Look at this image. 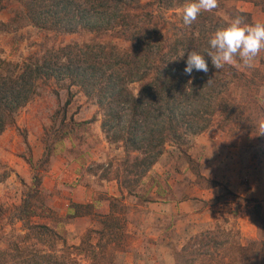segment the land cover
<instances>
[{
	"label": "trees",
	"instance_id": "1",
	"mask_svg": "<svg viewBox=\"0 0 264 264\" xmlns=\"http://www.w3.org/2000/svg\"><path fill=\"white\" fill-rule=\"evenodd\" d=\"M18 1L22 13L34 26L64 33L81 29L114 32L129 47L123 50L112 42L67 45L22 66L7 64L8 71L0 73V136L14 125L17 112L36 95L40 80L69 81L96 100L103 112L101 128L109 142L122 144L126 154L122 171L125 176L117 181L122 192L136 196L134 189L160 162L168 144H189L192 138L209 131L218 117L231 121L235 107L229 92L238 76L235 69L225 65L216 70L206 57L207 74L194 71L188 76L183 71L188 52L206 54L212 34L227 26L226 20L213 11L201 12L190 26L183 25V30L176 27L177 32L169 36L159 21L154 22L153 14L141 12L153 3L170 10L187 0H154L145 6L140 0ZM236 14L252 22L249 14ZM136 83H143L137 93L131 88ZM70 103L68 100L66 105ZM253 202L258 208L251 214L261 227L258 240L247 246L237 245L235 255L220 254L226 243L217 241L216 230L207 231L193 237L181 256L192 247H200L207 251L200 256L211 258V264H225L222 258L227 255L232 258L228 264H264V209L258 201ZM121 203L112 199L111 213L98 215L102 230L90 229L78 246L64 241L59 250L54 245L58 237L54 229L30 225L25 220L28 233L24 237L14 236L5 247H0V264H85L77 258L82 254L87 255V264H104L108 247L105 236L124 228V222L115 216L124 211ZM30 209L26 203L22 214L28 216ZM93 211V205L72 203L68 218L89 216ZM92 234L99 236L95 244Z\"/></svg>",
	"mask_w": 264,
	"mask_h": 264
},
{
	"label": "rangeland",
	"instance_id": "2",
	"mask_svg": "<svg viewBox=\"0 0 264 264\" xmlns=\"http://www.w3.org/2000/svg\"><path fill=\"white\" fill-rule=\"evenodd\" d=\"M153 1L140 0L143 6ZM256 1L264 3V0ZM187 2L188 0L183 4L177 3L170 10L159 8L153 3L141 13L153 14L156 18L154 22L159 21L171 36L177 32L176 27L182 30L185 28L182 14ZM212 11L227 23L238 16L237 11L240 12L232 5V0H217V8ZM244 22L254 25L245 17ZM111 42L123 50L129 47V43L116 38L114 32L81 29L75 33H64L39 28L22 13V5L18 0H0V73L8 71L7 64L22 66L30 59H40L50 50L67 45ZM262 50L251 67L243 66L239 57L230 65L238 73L229 92V100H232L235 112L229 122L222 117L216 118L208 132L238 136L246 130H257L264 124ZM142 85L143 83H136L131 88L137 93ZM68 100L71 103L66 105ZM102 120L103 112L96 100L88 98L69 81L44 78L38 82L36 95L17 112L14 125L0 136V247H5L10 238L18 235L24 237L28 233L25 220L30 225H47L54 229L58 235L54 239V245L58 250L63 248L64 241L69 246H78L87 238L90 229L96 230H86L82 219H69V212L62 215L61 210L64 205L66 208L67 203H74V197L83 201L90 190L96 198H102L106 180H124V148L122 144L109 142L101 128ZM194 138L187 145L168 144L158 163L161 164V171L155 175L149 173L134 190L138 192L141 203L147 200L151 190L163 185L170 191L182 185L188 188L192 183L215 190L213 203L226 204L227 207L223 208L224 213L218 215L215 229L219 235L217 241L226 243L220 254L235 255L236 246H247L252 238L244 237L242 230L238 229L239 217L230 213L229 204L239 205L245 214L251 216L252 221L258 225L257 235L260 238L261 227L251 214L255 213L258 205L252 200L247 202L233 198L227 184L217 179L218 174L215 179L204 176L205 167L190 156ZM262 138L263 136L260 139ZM188 172L194 174L196 179L193 180L190 176L185 178L184 173ZM258 202L264 209V204ZM26 203L31 208L28 216L22 214ZM119 205L125 208L123 202ZM120 219L123 221V218ZM95 220L99 222L98 214H95ZM205 232L207 230L200 233ZM98 238V235L92 234L94 244ZM104 243L108 246L104 264H150L143 252L139 261L132 263L128 260L131 252L130 239L125 233V226L113 235H106ZM203 252H207L206 248L192 247L185 256H181V264H211L200 261V253ZM77 258L85 264L89 263L85 254Z\"/></svg>",
	"mask_w": 264,
	"mask_h": 264
},
{
	"label": "crops",
	"instance_id": "3",
	"mask_svg": "<svg viewBox=\"0 0 264 264\" xmlns=\"http://www.w3.org/2000/svg\"><path fill=\"white\" fill-rule=\"evenodd\" d=\"M232 5L240 12L249 14L252 23H264L263 2L232 0ZM190 156L205 167V177L215 179L218 174L219 182H225L234 195L264 204V124L257 130H246L238 136L207 131L194 138ZM160 171L161 164H158L149 173L155 175ZM188 173H184L185 178L190 176L196 179L194 174ZM103 190L105 193L100 199L96 198L92 190L87 191L83 201L74 197V203L94 206L93 214L74 220L82 219L86 230H102L103 225L94 221L95 214L109 215L111 200H121L125 205L124 211L116 212L115 216L123 218L125 233L130 239L128 260L132 263L139 261L143 252L150 264H181L184 246L200 232L215 230L218 215L224 213L223 208L226 207V204L213 203L215 190L195 183L188 188L179 186L173 191L165 189V185L156 187L148 193L144 203H141L139 195L122 192L117 180H106ZM228 208L230 213L239 217L237 227L242 230L244 237L252 238L251 241L258 240V225L251 216L245 214L237 204L230 203ZM69 211L70 204L67 203L61 214ZM210 259L203 256L200 261L210 263ZM222 259L228 264L232 258L227 255Z\"/></svg>",
	"mask_w": 264,
	"mask_h": 264
},
{
	"label": "clouds",
	"instance_id": "4",
	"mask_svg": "<svg viewBox=\"0 0 264 264\" xmlns=\"http://www.w3.org/2000/svg\"><path fill=\"white\" fill-rule=\"evenodd\" d=\"M217 8V0H188L183 8L182 20L190 26L204 11ZM227 19V18H226ZM210 50L206 54L188 52L184 74L191 76L194 71L208 73L206 57L216 70L232 65L239 57L245 67H251L256 57L264 49V23L249 25L244 17L232 18L227 26L217 29L209 40Z\"/></svg>",
	"mask_w": 264,
	"mask_h": 264
}]
</instances>
